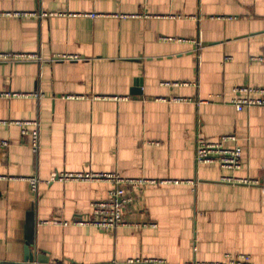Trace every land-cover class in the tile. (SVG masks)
Returning <instances> with one entry per match:
<instances>
[{
    "label": "crops",
    "instance_id": "0c3cea01",
    "mask_svg": "<svg viewBox=\"0 0 264 264\" xmlns=\"http://www.w3.org/2000/svg\"><path fill=\"white\" fill-rule=\"evenodd\" d=\"M0 53L38 59L0 63V264H264V107L233 104L264 87V0H0ZM228 136L240 169L196 164ZM54 173L155 184L101 230L113 184Z\"/></svg>",
    "mask_w": 264,
    "mask_h": 264
},
{
    "label": "built area",
    "instance_id": "2783aa9c",
    "mask_svg": "<svg viewBox=\"0 0 264 264\" xmlns=\"http://www.w3.org/2000/svg\"><path fill=\"white\" fill-rule=\"evenodd\" d=\"M91 18H96L98 15L89 14ZM36 55L33 54H13L0 53V63H16L26 61H37ZM67 60V59H65ZM237 97L233 100V104L238 112H242L252 107H264V87H239L236 89ZM6 97L9 94L5 95ZM22 127V134L31 137V147L34 153L39 149V123L37 121H21L15 123ZM235 137H223L217 142H208L205 139L197 140L196 147V164L209 165L217 164L222 169H240L242 150L239 147L228 149L225 143L235 141ZM8 143L3 142L6 146ZM55 180L62 181H108L113 184L109 191L108 198L104 201H94L91 203V218L78 225H90L101 230H115L118 227L126 224V213L129 210L135 195L145 186L155 184L154 181L148 179H125L117 174H102V173H54L49 182ZM231 181V179H224ZM33 192L38 190L39 179L36 177L28 178ZM245 184H252L250 181H241ZM68 225V223H64ZM13 264H41L38 262H19ZM127 264H134L130 261ZM213 264H252L251 257L248 255H229L224 263Z\"/></svg>",
    "mask_w": 264,
    "mask_h": 264
}]
</instances>
